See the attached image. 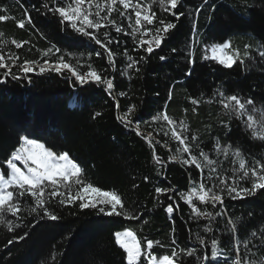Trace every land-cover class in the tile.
<instances>
[{"label":"trees","instance_id":"16d2710c","mask_svg":"<svg viewBox=\"0 0 264 264\" xmlns=\"http://www.w3.org/2000/svg\"><path fill=\"white\" fill-rule=\"evenodd\" d=\"M45 2L49 8L57 6L51 0H0V15L7 17L0 21L3 33L0 53L9 64V54L19 57L12 71L21 77H3L5 70L0 69V164L18 147L21 136L36 139L53 151L68 152L83 169L82 178L86 182L117 192L125 209L138 219L104 215L93 208L81 209L80 201L62 205L60 197H56L46 204L58 217L52 220L44 216L42 210L39 214L30 213L33 200L25 194L20 198L21 211L16 216L5 214L6 219L13 221V231L0 224V264H127L126 253L114 237L115 232L126 229L136 234L142 248H146L148 239L160 241L163 247L154 244L152 250L157 257L170 255L175 248L180 253L177 264H233L236 259L241 264L245 261L260 264L264 260V189L243 198H231L225 193L223 204L218 203L216 207L201 204L193 197V203L201 211L220 212L215 219L196 218L190 205L180 199V193L187 196L191 187H198L202 180L210 186L209 168L215 167L221 175L231 176V170L239 167L238 158L217 156L213 151L217 138L221 144L226 143L232 119L225 114L219 96L188 93L185 79L190 67L235 76L234 68L204 57L212 45L225 41H231L232 49H238L241 57L245 45H249L250 56L244 60L251 63L255 77L248 84L246 99H252L258 108L264 106V57L259 55L264 51V17L259 15L254 0H181L172 10L184 13L178 20L159 3L140 0L142 4H150L151 11L156 13L153 25L146 27H161L160 20L176 25L169 30L161 46L150 54L139 46L141 33L131 35L135 27L131 10L125 12L117 4L118 11L112 13L111 19L124 30L116 32L109 25L97 33L102 39L104 31L109 33L112 61L108 52L89 37L59 23L58 15L53 16L42 7ZM120 12L125 15L121 16ZM28 16H31V24ZM20 20L25 22L23 28L18 26ZM150 38L144 36L145 40ZM12 39L27 43L16 48ZM50 48L52 52L44 56ZM55 48L61 51L56 52ZM97 52L101 55L97 56ZM62 54L68 62L79 61L82 73L91 65L102 77L111 79L114 85L111 94L103 83L79 84L66 70L63 74L39 73L44 59L53 61ZM127 56L139 61L132 69L127 68ZM25 59L37 62L35 72L27 75L19 72L18 67ZM192 99L200 103L194 105ZM133 106L134 112L129 114L131 125L117 119ZM165 110L177 122L178 131H183L179 127L181 121L188 125V142L199 144L216 164L197 169L195 165L168 160L170 155H178L176 149L180 145L171 139V126L162 120H152ZM137 121L141 135L137 134ZM161 129L168 131L169 136L157 135ZM149 133L152 146L145 139ZM193 134L198 137L196 141L191 140ZM164 141L168 142V147L163 146ZM258 142V153L243 154L249 167L254 166V159L264 163V140L258 139ZM154 154L163 164L154 160ZM198 154L193 148V155ZM183 157L189 158L187 153ZM240 186L251 187V184L243 182ZM157 187L172 191L158 194ZM61 191L67 190L61 187ZM72 192L75 194L76 186ZM169 195L174 199L169 200ZM169 203L178 208L171 217L165 210ZM205 227L211 231H205ZM253 232L256 235H252ZM197 235L204 238L203 245ZM19 236L24 239H14ZM212 239L218 241L216 258L211 256ZM8 240L13 243L9 244ZM192 248L197 251L194 256H188L186 251Z\"/></svg>","mask_w":264,"mask_h":264},{"label":"snow or ice","instance_id":"6c2138e0","mask_svg":"<svg viewBox=\"0 0 264 264\" xmlns=\"http://www.w3.org/2000/svg\"><path fill=\"white\" fill-rule=\"evenodd\" d=\"M53 4H57L56 7L49 8L48 3H43L42 7L48 12L52 13L53 16H59V23L65 25L66 28H70L74 33L81 34L89 37L94 41L95 44L99 45L102 49L108 52L109 60L112 61L113 53L108 47L109 43H112L109 33L103 32V39L97 35L101 29L107 28L109 25L115 28L116 32H121L124 29L117 25L116 20L111 19L112 13L117 12V4L121 5L125 12L128 9H132L134 13V24L131 35L135 36L137 32L141 33L139 38V46L144 48L147 53H152L154 48H159L162 41L166 38L169 30L176 27L174 23H165L164 20H160L159 24L161 27L155 29L148 28L145 25H153L156 17V13L151 11V5H145L140 0H51ZM153 3H159L161 8L165 11L172 12L181 3V0H152ZM207 2V0H205ZM60 3H65V6H58ZM170 6V7H169ZM199 11V9H197ZM125 12H120L121 16L125 15ZM102 13H105L102 15ZM27 15V13H25ZM178 20L184 13L172 12ZM131 16L128 19L131 20ZM6 16L0 15V21H5ZM28 23H32L31 16H28ZM24 20H20L18 26L24 27ZM155 33V34H153ZM3 33L0 32V37ZM144 36H150V39L145 40ZM11 43L16 48H21L24 42H17L15 39L11 40ZM147 45V47H145ZM249 45H245V52L243 57L238 49H232L231 41H225L222 44H214L211 47L212 56L211 58L217 60L220 64L226 67H232L237 60L241 64L244 63V58L250 56ZM231 49V51H229ZM53 49H48L43 53L44 56H48ZM207 50V48H206ZM56 52H60L59 48H55ZM173 51H176L173 49ZM233 52L235 54H233ZM71 55V53H69ZM97 56L101 55L100 52L96 53ZM127 55V53H125ZM191 55V54H190ZM260 56L264 57V51L259 53ZM205 59L208 57L205 56ZM19 57L14 54H9L7 60L11 61V64L6 62L5 55L0 53V69H4L3 77L12 76L13 79H20L21 77L16 75L12 71V67L17 64ZM165 59V57H161ZM127 68L132 69L136 66L139 61L133 59L131 56H127ZM143 60V57L140 58ZM192 62L191 60L189 61ZM36 61H30L25 59L22 64L19 65V72L27 75L36 71ZM82 67L79 61L75 64L68 62L65 56L62 54L56 57L53 61L44 59L43 63L39 66V73L54 71L61 73L66 70L75 81L79 84H87L89 82L103 83L106 85L109 94L114 87L113 81L102 77L91 65H87L88 70L86 72L79 71ZM138 72L139 69L136 68ZM190 75V72L188 73ZM124 95V93H121ZM214 96H219V103L225 110V114L229 116V119L235 118L241 121L243 126L251 131L253 139L264 140V106L256 107L252 99L244 100L242 97L233 95H225L224 91L217 90ZM172 92L169 91V99H171ZM192 104L198 105L200 103L197 99L191 100ZM211 103L212 100H208ZM251 106V111H249ZM195 111V109H194ZM134 112V106L130 107L123 116H118L117 119L122 120L124 123L131 125L133 121L129 119V114ZM99 115V113H97ZM259 115V119H257ZM153 121L162 120L167 125L171 126L170 133L171 139L178 142L180 147L176 149L178 155H170L169 161L179 162L184 165H195L197 169L208 168V166L216 164L217 161L210 159L209 153L204 151L199 144L192 145L188 142L189 138L186 135L188 131V125L181 121L179 123L180 129L176 128L177 122L171 118L166 110L163 114H157L152 117ZM225 127L228 124L221 121ZM137 124V134L139 132V122ZM169 136L168 131L163 129L157 132V135ZM152 134L149 133L148 140L150 146L153 145V141L149 139ZM198 137L193 134L191 136L192 141H196ZM164 147H168V142L164 141ZM193 148L198 150V156L193 155ZM213 151L217 156L223 154L225 158L232 155L239 160V167L231 170V176L221 175L217 168H209V175L207 180L210 182V186H206L202 180L198 187H191L190 192L185 196L184 193H180V199L184 200L186 204L190 205V210L196 218L205 217L215 219L216 216H220V212L213 214L212 212L201 211L195 203H193V197H195L201 204H211L213 207L216 205L223 204L224 195L227 194L231 198H243L245 196L254 195L257 190L264 189V163L260 160L253 161L254 166L249 167L247 160L244 158L243 153L239 147L233 148L231 144H221L219 139L213 146ZM187 153L188 157L185 159L183 154ZM202 158V159H201ZM154 160L157 163L163 164V161L159 156L154 154ZM236 163V160H233ZM83 169L76 163L68 154V152H56L51 148L46 147L44 143L39 142L36 139H30L27 136H21L19 138V145L14 151L7 157V159L0 164V224H4L8 231H13V221L5 218V214H11L16 216L21 211V199L28 194L33 200V206H30V213H37L43 211V215L56 220L58 217L53 214L46 207V204L50 198L60 197V204H74L76 201H80L79 207L81 209L93 208L98 209L100 214L104 215H117L125 216L129 219H138L132 213L125 209L122 197L114 190H104L101 187L95 186L93 183L86 182L83 178ZM147 180V177H145ZM231 180V183H229ZM215 181V182H214ZM243 182H250L251 187L240 186ZM192 182L190 181V184ZM76 186V192L73 194L72 188ZM61 187L66 189V192L61 191ZM50 189V190H49ZM156 193H170L172 189H162L157 187ZM169 200H173L174 197L169 195ZM166 212L171 217L178 208H174L172 203H169L166 207ZM231 223V221H230ZM174 231V230H173ZM205 231H211L210 228L205 227ZM27 233H25V236ZM252 235H256L255 232ZM115 242L120 248L126 253L127 264H141L143 257V264H177V260L180 257V253L175 248L171 250V254H165L158 258L153 254V246L163 245L160 241H153L148 239L146 241V248H142L141 241L137 238L136 234L131 230L117 231L114 233ZM14 239H24V236L15 237ZM197 240L201 245L205 243L203 237L197 235ZM8 243H13V240H8ZM173 244L176 241L173 239ZM218 241L216 239L211 240L212 258H216L219 255L217 250ZM196 249H188L186 254L188 256H194ZM181 252H185L181 249ZM207 260L208 256H204ZM233 264H241L239 259L233 261ZM245 264H256L255 261H245ZM260 264H264V260L260 261Z\"/></svg>","mask_w":264,"mask_h":264},{"label":"rangeland","instance_id":"374dc122","mask_svg":"<svg viewBox=\"0 0 264 264\" xmlns=\"http://www.w3.org/2000/svg\"><path fill=\"white\" fill-rule=\"evenodd\" d=\"M133 2L135 1L133 0ZM254 2L256 8L259 10V15L264 17V0H254ZM128 10H131L132 15L134 16L132 9ZM207 56L208 58H211V48L208 50ZM215 61L218 62L217 60ZM230 68H234L236 71L235 76H225L217 71H209L203 67L191 66L188 71V73L190 72V75L187 73L185 79L188 93L191 96H199L201 94L210 96L216 93L217 90H221L225 92V95L235 94L246 100V90L249 82L255 77V71L252 69L251 63L246 60H244L243 64L237 60V62ZM225 144H231L233 148L239 147L243 154H256L260 150L258 138L253 139L251 131L246 129L241 121L239 122V120H236L235 118H232V130L227 136Z\"/></svg>","mask_w":264,"mask_h":264}]
</instances>
